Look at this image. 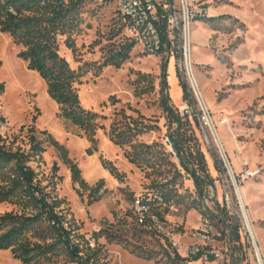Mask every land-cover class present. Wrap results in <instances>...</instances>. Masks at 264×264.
Wrapping results in <instances>:
<instances>
[{
    "label": "rangeland",
    "instance_id": "obj_1",
    "mask_svg": "<svg viewBox=\"0 0 264 264\" xmlns=\"http://www.w3.org/2000/svg\"><path fill=\"white\" fill-rule=\"evenodd\" d=\"M188 1L195 13L194 19L202 22L196 33L191 25L192 69L216 134L235 172L264 256V0ZM208 17L216 19L202 21ZM125 37L113 4L86 0L79 26L72 35L76 51L67 48L61 38L59 53L71 68L78 69L84 62L101 60L105 51ZM21 50L9 34L0 32V82L4 84V92L0 94V116L4 117L1 133L10 140L17 137L14 148L20 146L23 150L29 148V134L42 142L45 151L30 165L39 172L47 191L62 200L61 209L72 234L82 245L86 241L91 249L95 248L96 264H169L162 252L163 237L155 238L152 228L141 224L135 216V200L154 192L149 185L155 175L149 169L131 164L125 157L129 147L115 145L108 132L113 121L124 118L122 114L134 118L141 115L152 129L141 135L139 141L163 144L164 136L171 131L161 107L163 64L167 62L168 87L164 94L170 98L169 103L179 111L187 104L194 107L190 94L186 101L182 100L177 74L184 83L186 80L175 58L145 54L135 44L120 68L107 66L99 74L91 71L80 79L77 90L81 105L104 116L99 118L102 127L95 135L97 150L88 154L91 143L84 132L60 116V107L48 95L44 79L28 69L27 63L19 57ZM111 96L118 101L112 104ZM195 108H199L196 101ZM30 127L33 132H29ZM194 129L213 180V199L220 207H226L230 200V206L241 214L216 144L213 140L205 141L199 122L198 129ZM50 137L65 151L52 145ZM65 156L80 169L86 186L73 183ZM101 158L124 174L122 180L104 168ZM246 171L259 172L243 179ZM176 186L184 197L178 199L179 203L172 200L168 208L162 210V222L163 228L172 230L178 239L180 231L196 226L199 212L187 209L194 197L191 179L183 176L177 179ZM94 189L97 192L93 196L99 199L92 201ZM208 206L211 211L220 213L213 202ZM13 209L9 204H0V213ZM102 226L117 229L130 246L124 248L123 244L104 237L96 244L93 234ZM183 241L188 242L179 240ZM58 251L47 264H74L65 250ZM180 252L186 254V250ZM0 264L22 263L9 250H0Z\"/></svg>",
    "mask_w": 264,
    "mask_h": 264
},
{
    "label": "trees",
    "instance_id": "obj_2",
    "mask_svg": "<svg viewBox=\"0 0 264 264\" xmlns=\"http://www.w3.org/2000/svg\"><path fill=\"white\" fill-rule=\"evenodd\" d=\"M85 1L0 0V32L9 34L13 42L22 47L19 57L27 63L28 69L36 71L44 79L48 95L60 107V116L84 132L91 143L87 153L92 154L97 150L96 132L102 127L99 118L104 116L81 105L77 84L91 71L99 74L107 66L120 68L130 57L136 43L125 37L105 51L101 60L84 62L78 69L71 68L67 59L59 53L60 41L64 38L66 47L72 52L76 51L72 35L79 26L81 8ZM117 14L123 29L122 18L118 12ZM215 19L208 17L201 20L212 22ZM166 67L167 62L163 64L161 72V107L171 128L168 135L172 139L179 162L165 152L163 144L160 146L139 141L141 135L152 129L141 115L134 118L122 114L124 118L113 121L108 132L110 141L115 145L129 147L125 151V157L131 164L149 169L155 175L149 185L154 192L143 195L139 200L148 207L144 214V224L152 228L153 236L157 239H164V236L153 226L150 216L155 215L163 221L162 210L168 208L172 200L176 199L179 203L181 200L178 199L184 197L178 192L177 179L183 176L191 179L194 197L187 209H194L199 213L203 212L202 200L208 196L209 185L213 182L194 132V128L198 129L197 119L194 116H182L164 94V89L168 87ZM140 76L144 78V75ZM177 77L182 88V100L186 101L189 97L187 84L182 81L179 73ZM3 92L4 84L0 82V94ZM135 95H139L137 89ZM109 100L112 104L118 101L114 96ZM3 121L4 117L0 116V127ZM29 132H33V127L29 128ZM16 139L17 137L10 140L0 131V204L14 207L11 211L0 213V250H9L22 264L51 263L58 250L62 249L74 264H96L98 258L95 248L91 249L86 241L82 245L75 234H72L71 226L61 209L62 200L47 191L39 172L30 165V162L38 160L45 151L42 142L35 135L29 134V148L23 150L20 146L14 148ZM50 142L65 151L52 137ZM64 161L70 165L73 183L86 186L77 165L67 156ZM101 162L110 174L122 180L124 174L118 172L110 161L101 158ZM96 192L97 189H94L91 194L92 201L99 199L98 196H93ZM212 202L220 213L227 215L225 207H220L216 199H212ZM135 216L137 220L141 218L136 207ZM234 230L237 232V229ZM93 235L96 244L99 238L104 237L110 242L123 244L124 248L130 246L114 228L102 226ZM166 244L167 241L164 240L162 252ZM169 264L179 263L169 261Z\"/></svg>",
    "mask_w": 264,
    "mask_h": 264
},
{
    "label": "built area",
    "instance_id": "obj_3",
    "mask_svg": "<svg viewBox=\"0 0 264 264\" xmlns=\"http://www.w3.org/2000/svg\"><path fill=\"white\" fill-rule=\"evenodd\" d=\"M45 0H43L44 2ZM99 3H111L122 18L123 31L130 40L141 47L145 54L153 56L174 57L180 71L184 73L188 92L194 107L186 105L180 111L182 116L195 117L203 131V137L208 143L205 130L210 131L212 140L216 144L221 164L227 175L226 179L233 189V193L240 207L237 196L238 184L235 172L225 150L216 134L210 113L204 104L195 77L191 60V25L195 13L188 0H97ZM195 98V100H194ZM195 101L199 105L195 108ZM195 108V111H194ZM213 125V123H212ZM208 131V132H209ZM215 133V134H214ZM166 153L177 163L178 154L172 139L167 134L163 138ZM259 171H246L243 179L254 176ZM214 197L213 187L209 186L208 196L202 200L203 212L197 217L196 226L180 231L176 239L172 230H165L164 223L155 215H151L153 226L163 234L167 241L164 257L168 261H178L179 264H264V256L259 246L252 221L247 216L230 206V200L225 207L227 215L214 212L208 206ZM160 201V198H159ZM139 219L144 224V214L148 207L135 200ZM241 209V207H240ZM234 229H237L235 232ZM185 239L188 242H179ZM181 250H186L182 255Z\"/></svg>",
    "mask_w": 264,
    "mask_h": 264
},
{
    "label": "bare ground",
    "instance_id": "obj_4",
    "mask_svg": "<svg viewBox=\"0 0 264 264\" xmlns=\"http://www.w3.org/2000/svg\"><path fill=\"white\" fill-rule=\"evenodd\" d=\"M193 75H194L195 80H196V83H197V85H198V81H197V79H196V76H195L194 71H193ZM199 89H200V88H199ZM200 92H201V89H200ZM201 96H202V93H201ZM202 100H203V97H202ZM203 102H204V104L206 105V103H205L204 100H203ZM209 123H210V126L213 128V125H212V123H211L210 120H209ZM208 131H209V130H208ZM208 131L205 130V136H206L207 141L210 142V141H212V136H211L210 131H209V132H208ZM214 134H215V133H214ZM237 196H238V198H239V200H240L241 211L243 212L244 215L247 216L248 220L251 221V218L248 216V214H250V211H249V210L247 209V207H246L247 205H246V203H245V201H244L243 194H242V191H241L240 188H238ZM247 212H248V214H247ZM250 216H251V215H250ZM252 227H253V225H252ZM253 230H254V228H253ZM254 233H255V231H254Z\"/></svg>",
    "mask_w": 264,
    "mask_h": 264
},
{
    "label": "crops",
    "instance_id": "obj_5",
    "mask_svg": "<svg viewBox=\"0 0 264 264\" xmlns=\"http://www.w3.org/2000/svg\"><path fill=\"white\" fill-rule=\"evenodd\" d=\"M194 24H192V29L194 30V33H196V31L198 32V27L200 28L201 26H198V25H202V22H200V21H198V20H195L194 22H193ZM199 34L197 33V35H196V39H197V42H198V38H199ZM196 44H198V43H196Z\"/></svg>",
    "mask_w": 264,
    "mask_h": 264
}]
</instances>
